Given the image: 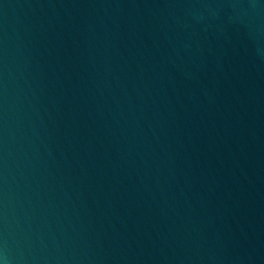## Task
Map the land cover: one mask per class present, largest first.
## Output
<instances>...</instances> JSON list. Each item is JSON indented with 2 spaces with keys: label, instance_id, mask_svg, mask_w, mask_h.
Masks as SVG:
<instances>
[{
  "label": "water",
  "instance_id": "obj_1",
  "mask_svg": "<svg viewBox=\"0 0 264 264\" xmlns=\"http://www.w3.org/2000/svg\"><path fill=\"white\" fill-rule=\"evenodd\" d=\"M0 264H264V0H0Z\"/></svg>",
  "mask_w": 264,
  "mask_h": 264
}]
</instances>
